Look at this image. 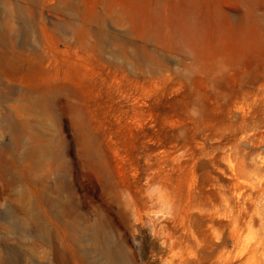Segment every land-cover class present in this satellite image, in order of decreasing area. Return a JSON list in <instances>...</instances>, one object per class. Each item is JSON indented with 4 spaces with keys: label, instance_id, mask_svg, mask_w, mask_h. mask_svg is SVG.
Returning a JSON list of instances; mask_svg holds the SVG:
<instances>
[{
    "label": "rangeland",
    "instance_id": "1",
    "mask_svg": "<svg viewBox=\"0 0 264 264\" xmlns=\"http://www.w3.org/2000/svg\"><path fill=\"white\" fill-rule=\"evenodd\" d=\"M0 264H264V0H0Z\"/></svg>",
    "mask_w": 264,
    "mask_h": 264
},
{
    "label": "bare ground",
    "instance_id": "2",
    "mask_svg": "<svg viewBox=\"0 0 264 264\" xmlns=\"http://www.w3.org/2000/svg\"><path fill=\"white\" fill-rule=\"evenodd\" d=\"M38 237V236H37ZM40 237H41V235H40ZM42 239H43V236H42Z\"/></svg>",
    "mask_w": 264,
    "mask_h": 264
}]
</instances>
